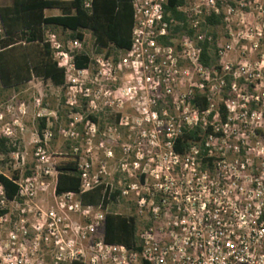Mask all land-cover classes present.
Masks as SVG:
<instances>
[{
    "label": "built area",
    "instance_id": "1",
    "mask_svg": "<svg viewBox=\"0 0 264 264\" xmlns=\"http://www.w3.org/2000/svg\"><path fill=\"white\" fill-rule=\"evenodd\" d=\"M164 2L130 0L133 14L130 47L116 62L86 56V68L76 69L72 58L77 52L58 50L54 36L48 35L44 40L51 51H56L53 61L62 69L68 93H71L72 102L68 105L73 106L82 99L87 108H95V96L87 86L94 82L89 80L84 86L80 80L94 67L95 77H110L115 73L128 76L127 86L121 90L136 104L142 101L140 109L146 116L145 124L160 125V112L148 111L164 98L181 115L175 121L171 118L166 122L165 146L171 166L165 168L163 176L155 175L156 183L150 190L147 187L141 195L137 194L139 198L134 202L137 215L145 219L143 227L136 232L138 249L103 242L106 212L102 198L96 205H83L79 199L82 193L96 186H102V194L105 189L108 195L116 194L114 200L135 187L112 191L107 185L99 184L96 176H89V163L80 161L77 164L79 191L55 196L57 172L45 155L43 143L37 146L35 163L27 171L22 158L14 155V162L20 168L12 170L16 193L11 200L4 198L0 186V210L5 211L0 222L2 218L13 217L4 240H0V264H32L30 256L39 251L40 245L52 248L55 264H264V90L250 95V100L245 99L240 106L234 99L221 101L226 111L225 121L221 122L218 118L220 103L213 102L211 87L204 88L208 86L209 76L218 73L200 65L196 42L202 36H194L203 17L210 13L222 16L218 11L222 0H196L198 6L193 13L196 18L202 16L199 21L186 12L185 0L184 5L177 8L185 14L188 27L194 30L193 38L181 32L179 53L171 46L176 34L169 35L175 23L162 21ZM89 3L90 0H84L83 7L88 8ZM168 35L169 45L164 46L161 37ZM80 42L71 40L74 49ZM214 46L219 74L226 72L233 79L228 87L220 80L218 87L225 85L237 97L234 79L239 76L221 64L229 46L217 47L215 41ZM179 63L187 64L200 81L190 83L189 70H181ZM179 87L182 92L174 96V89ZM197 94L204 95L206 100L203 112H197L193 105ZM89 117H85L84 127L95 123ZM207 125L210 133L203 138L205 153L199 149V143L183 155L173 153L172 140L180 128L199 126L203 130ZM11 133L8 126L0 130L4 141ZM46 137L42 132V142ZM205 159L210 161L203 162ZM179 162L180 167L175 168ZM43 180L53 182L52 205L44 211L35 203L38 193L46 189L47 183ZM72 217H77L81 223H72ZM83 243H86L85 250ZM26 244L30 245L27 250Z\"/></svg>",
    "mask_w": 264,
    "mask_h": 264
},
{
    "label": "rangeland",
    "instance_id": "2",
    "mask_svg": "<svg viewBox=\"0 0 264 264\" xmlns=\"http://www.w3.org/2000/svg\"><path fill=\"white\" fill-rule=\"evenodd\" d=\"M7 3L9 0H0V5ZM196 6H198L196 0H185L186 12L192 18ZM218 6V11L224 19L206 32L214 35L217 47L229 46L221 59V64L227 65L230 73L235 72L239 76L234 79L237 97L230 93L225 85L218 87L220 80H223L224 84L225 79L228 82L233 81L226 72L210 75L208 86L204 88H212L213 102L234 99L240 106L245 99L250 100V95L255 96L264 90V0H222ZM201 18L202 16L198 15L196 21ZM54 34L58 50L64 52L83 53L91 59L108 58L113 62L123 55V51L112 48L97 51L92 45L89 33H84L77 49L73 48L72 39L67 38L68 32L55 30ZM181 34L176 33L171 42L172 48L178 53ZM55 52L52 49V60H56ZM106 52L108 55H105ZM179 68L189 70L185 63H179ZM189 72L190 83L200 81L191 70ZM80 80H83L84 86L89 80L94 82L87 86L89 92L95 96V108H87L86 102L82 99L73 106L68 105L72 99L69 98L71 93H68L65 82L60 87H54L48 81L32 77L27 83L15 89L0 88V130L8 126L12 132L11 137L4 141L5 152H0V174L9 177L13 174L12 170L19 167L14 162L15 154L22 158L23 168L27 171L35 163L34 152L37 146L43 143L45 155L50 158L53 166L55 156L68 153L76 158V168L78 162L87 161L89 176H96L99 184L107 185L112 191L125 190L127 186L135 187L127 190L122 197L109 201L104 209L105 212L134 217L138 232L143 227L145 219L137 215L134 202L139 198L137 194L141 195L147 187L150 190L156 183L155 175L163 176L165 168L171 166L167 158L168 148L165 146L164 133L168 128L166 122L171 118V121H175L181 115L172 108L167 98H164L148 111L160 112V125L145 124L146 116L140 109L142 101L139 100L136 104L135 100L128 99V95L121 90L129 81L124 73H115L110 77L106 75L95 77L93 67L88 70L85 79ZM179 88L174 89V96L182 92L180 91L183 90L182 87ZM250 108L254 107L250 105ZM86 116L94 119L95 123L91 127H84ZM41 118L45 119L42 132L47 137L44 142L37 136V125ZM211 121L218 123L217 120ZM71 132L74 134L69 137L68 134ZM178 167L180 162L175 168ZM43 181L47 183L46 189L39 192L35 200L37 207L42 211L52 205L53 188L52 180ZM12 218L11 216L1 219V241L10 229ZM71 221L81 223L77 217H72ZM82 247L84 249L86 243H83ZM24 248L27 250L30 245L26 244ZM52 251L51 247L40 245L39 251L30 256L31 263L55 264Z\"/></svg>",
    "mask_w": 264,
    "mask_h": 264
},
{
    "label": "trees",
    "instance_id": "3",
    "mask_svg": "<svg viewBox=\"0 0 264 264\" xmlns=\"http://www.w3.org/2000/svg\"><path fill=\"white\" fill-rule=\"evenodd\" d=\"M84 0H10L8 5L0 6V88L2 90L15 89L27 83L32 77L48 81L54 87L63 85V71L52 60L51 50L43 41V29H59L68 32V39L82 41L84 33H89L92 45L97 51L115 49L125 51L130 47V31L133 23L130 0H90L89 7H83ZM184 5V0H165L162 5V21L175 23L169 29L172 37L178 32H184L188 37L194 35V30L187 25L185 14L177 8ZM47 9H57L59 15L44 16ZM222 16L209 15L199 23L198 34L202 39L196 42L199 48L198 61L205 69L220 72L214 35L206 30L219 25ZM161 37L162 45H169L170 37ZM209 39V40H208ZM108 52L105 53V55ZM76 69H85L88 58L83 53H76L72 58ZM228 87V81L225 79ZM193 105L197 112L206 110L204 95H194ZM92 121L94 119L89 117ZM218 118L225 121L226 111L222 103L218 106ZM211 119V116L208 118ZM45 127V119H39L37 136ZM210 133V128L203 130L199 126L190 129L180 128L179 134L173 138L171 150L177 155H183L192 145L199 143V149L205 153L203 138ZM0 152H5L4 139H0ZM204 161H210L205 159ZM54 167L57 171L53 193L59 196L64 193L79 191V172L76 168V158L68 153L55 156ZM15 176L10 178L0 175V186L3 196L11 200L16 193V186L12 183ZM102 186H96L91 191L80 195L83 205H96L102 198L103 206L114 200L116 194H109ZM108 197V199H106ZM5 214L0 210V216ZM137 222L132 216H123L106 212L103 221V242L121 245L127 249L137 250L136 237ZM70 264H80L71 262Z\"/></svg>",
    "mask_w": 264,
    "mask_h": 264
},
{
    "label": "crops",
    "instance_id": "4",
    "mask_svg": "<svg viewBox=\"0 0 264 264\" xmlns=\"http://www.w3.org/2000/svg\"><path fill=\"white\" fill-rule=\"evenodd\" d=\"M65 1H69V0H65ZM9 3H10V0H9ZM9 3L3 4L0 6L8 5ZM43 15L46 17L57 16V15H59V11L57 9H47V10H44ZM55 30H59V29H51V28L50 29L49 28L43 29V37H42L43 41L45 40V37L48 35L55 36V34H54Z\"/></svg>",
    "mask_w": 264,
    "mask_h": 264
}]
</instances>
